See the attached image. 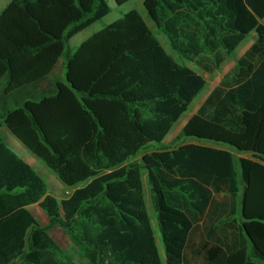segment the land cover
Masks as SVG:
<instances>
[{
	"label": "trees",
	"instance_id": "1",
	"mask_svg": "<svg viewBox=\"0 0 264 264\" xmlns=\"http://www.w3.org/2000/svg\"><path fill=\"white\" fill-rule=\"evenodd\" d=\"M129 1L115 0L119 6ZM144 7L180 56L211 57V65L200 63L208 73L226 57L236 60L174 142H215L253 159L220 145H163L207 81L166 52L139 12H128L71 53L69 41L110 14L106 0H9L0 14V84L9 94L41 84L62 58L66 83L56 81V94L24 100L0 122L74 191L54 197L0 136V264H54L45 262L58 252L49 233L54 227L90 264H193L192 234L224 207L221 196L230 197L232 211L217 217L221 236L208 232L194 255L197 264H264V212L247 198L255 162L264 166V0H145ZM252 32L256 42L237 60ZM152 144L159 149L129 163ZM32 206L47 216L46 226ZM228 228L235 231L231 240Z\"/></svg>",
	"mask_w": 264,
	"mask_h": 264
},
{
	"label": "rangeland",
	"instance_id": "2",
	"mask_svg": "<svg viewBox=\"0 0 264 264\" xmlns=\"http://www.w3.org/2000/svg\"><path fill=\"white\" fill-rule=\"evenodd\" d=\"M106 1L111 8L110 14L101 21L95 23L93 26L79 33L72 40H70L68 45L69 51L71 53H75L84 40H86L93 34L103 30L109 25L113 24L117 20L121 19L128 12L130 11L139 12L147 22L151 31L154 33V35L157 37L161 45L164 47L166 52L169 55H171L179 64L192 68L198 74L202 75L207 81V86L204 92L201 93V95L194 100V102L190 106L189 112H187L178 121V123L175 125L170 135L164 141L163 145L169 148H176L183 143H195V144L210 145V146L220 145L222 148L228 149L235 153V150L232 147L223 144H217L215 142L203 141L198 139H189L181 143L174 142V139L178 136V134L184 127L183 126L184 122L190 119L197 112L199 107L204 103L207 96L209 95V91L213 89L217 81V77L219 75L220 69L216 70L213 73H208L206 70H204L203 66H201L200 64L201 62H203L204 64L209 63L208 65H211L210 64L211 57L204 55L194 59H186L180 56L176 51H174L171 48L167 37L158 29L157 25L149 18L146 9L144 7L145 0H131L121 6L117 5L115 0H106ZM8 3L9 0H0V14L6 8ZM231 61H232L231 58L226 57V60L222 66H226ZM64 62H65V58H62L54 74L43 83L37 84L35 86H30L16 93H12V94L7 93L6 84L1 83L0 84V115L4 114L8 110H13L18 106H21L24 100L38 101L42 98V96H51L56 94L55 82L60 81L66 83ZM3 127L7 130L5 126ZM8 133L10 134L9 131ZM0 135L3 137L4 142L10 148H12L24 161L29 163V160L32 157H34L12 134L10 135L14 138L16 142H14L10 136H8L3 131H1V129H0ZM159 147L160 145L158 144H152L148 149L141 151L136 156L135 159L130 160L129 163L132 161L140 162L144 154L153 152L159 149ZM33 166L36 172H38L40 176H42V178L46 181L49 187V191L54 197L57 196L58 197V198L56 197L57 199L62 200L63 197L66 198L69 196V194H67V191H72V189L62 188L63 189L62 190L61 186H59L60 182L58 178L55 176L53 172H51L46 167V165L43 162H40L39 159H36V162L33 164ZM252 170H255L256 184L254 187H252V192L254 190V195L251 193V188L250 189L248 188L249 195L247 196V198L248 199L254 198L255 200H257L259 209L264 212V193L262 190L264 188V166L260 165V163L257 161L255 162ZM142 181L144 186V197H145L146 208L151 220V224L154 230L157 243L160 247V251L163 254V257L165 258L162 236L158 226L157 214L154 210L152 203L151 188L148 182L146 170H142ZM85 185L86 183L82 184L81 186L83 187ZM61 194H63V196H61ZM30 210L33 212L38 222L42 226H46L48 224L47 216L38 206H32L30 207ZM43 215L45 217H43ZM49 233L53 237V239L57 242L59 247H58V252L51 253L45 256V262L47 263L52 262L54 264H66L67 260H73L76 264H90V262L82 256L79 248H77L74 244H72L69 237L59 227H54L50 229ZM17 264H21V263H17Z\"/></svg>",
	"mask_w": 264,
	"mask_h": 264
},
{
	"label": "crops",
	"instance_id": "3",
	"mask_svg": "<svg viewBox=\"0 0 264 264\" xmlns=\"http://www.w3.org/2000/svg\"><path fill=\"white\" fill-rule=\"evenodd\" d=\"M83 32V31H82ZM81 33V32H80ZM79 34V33H78ZM77 34V35H78ZM76 35V36H77ZM75 37V36H74ZM73 37V38H74ZM91 37V36H90ZM257 33L256 32H252L251 35L246 39V41L239 47L238 49V54H237V60L239 58H241L245 53L246 51L256 42L257 40ZM72 38V39H73ZM71 39V40H72ZM88 39V38H87ZM86 39V40H87ZM85 41V40H84ZM83 41V42H84ZM82 42V43H83ZM236 65V60H232L230 63H228L226 66H221L220 68V72H219V75L217 77V81L213 87V89H211L209 91V94L217 87L220 85V83L222 82V80L224 79V77L235 67ZM208 97V96H207ZM189 120V119H188ZM185 121L183 126H185V124L188 122ZM4 125L1 124L0 122V129L1 131H3L5 134H7L8 136L11 137V139L16 142L14 140V138L8 133V129L6 130L4 127ZM170 135V134H169ZM1 136V135H0ZM2 137V136H1ZM3 138V137H2ZM166 140V139H165ZM164 140V141H165ZM164 143V142H163ZM12 149V148H11ZM238 158H241V157H244V158H250V159H253L252 155L251 154H244V155H241V154H236L234 153ZM36 158V157H35ZM34 157H32L30 160H29V164L34 168L33 164L36 162V159ZM256 161V160H255ZM28 163V162H27ZM60 182V181H59ZM256 184V177H255V170H251L250 172V185H249V189L251 188V193L254 195V190L252 192V187H254ZM59 185V184H58ZM61 186V189L62 188H67L65 186H63V184L60 182V185ZM69 189V188H67ZM63 190V189H62ZM263 190V193H264V188L262 189ZM74 191V189H72V191H67V193L69 195L72 194V192ZM61 196H63V194H61ZM57 197V196H55ZM58 198V197H57ZM67 198V197H66ZM65 197L62 198L63 199H66ZM242 198V194H239L238 196V201L236 202V205L239 206V203H240V199ZM251 199V198H250ZM226 200V204L224 205V207H222L223 205H218V209H214V211L212 212V216L211 217H206V219L204 221H202L198 226H196V230L194 231V233L192 234V237H191V242H190V249L188 251V256H189V259H193V264H197L199 263L198 260L195 258L196 256L195 253L197 251H200L201 249V246L202 244L208 242L209 238H208V232L209 231H212V230H216L217 229V236H221V231L218 229L219 227V224L217 223V217H220V215H225L228 216L230 215L231 211H232V200L230 199V197L228 198H225L224 196H221V197H218L217 198V202L218 203H222ZM253 202H257V200H255L254 198L251 199ZM216 210V211H215ZM236 216L237 219L239 220L240 217H241V210H240V207L239 209L237 208V211H236ZM43 217H45L43 215ZM218 226V227H217ZM235 232L233 229L231 228H228L227 231H226V234L227 236H229V239L231 240L232 239V233ZM216 236V237H217ZM159 246V245H158ZM160 248V247H159ZM162 254V253H161ZM162 258H163V261L165 262V258L163 257V254H162Z\"/></svg>",
	"mask_w": 264,
	"mask_h": 264
},
{
	"label": "built area",
	"instance_id": "4",
	"mask_svg": "<svg viewBox=\"0 0 264 264\" xmlns=\"http://www.w3.org/2000/svg\"><path fill=\"white\" fill-rule=\"evenodd\" d=\"M68 194V193H67Z\"/></svg>",
	"mask_w": 264,
	"mask_h": 264
}]
</instances>
